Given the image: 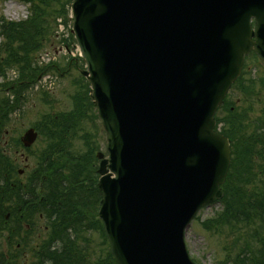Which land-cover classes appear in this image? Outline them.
Returning <instances> with one entry per match:
<instances>
[{"label": "water", "instance_id": "95a60500", "mask_svg": "<svg viewBox=\"0 0 264 264\" xmlns=\"http://www.w3.org/2000/svg\"><path fill=\"white\" fill-rule=\"evenodd\" d=\"M72 34L106 133L99 216L118 264H194L183 232L222 197L214 113L253 51L264 0H72ZM29 128L25 147L36 139Z\"/></svg>", "mask_w": 264, "mask_h": 264}, {"label": "trees", "instance_id": "16d2710c", "mask_svg": "<svg viewBox=\"0 0 264 264\" xmlns=\"http://www.w3.org/2000/svg\"><path fill=\"white\" fill-rule=\"evenodd\" d=\"M20 1L29 6L25 19H0V90L3 92L0 97V236L14 244L12 249L19 252L17 246L31 242L35 218L42 214L53 225L35 251L37 263L78 264L80 248L70 239L67 227L58 222L61 216L77 218L78 211L92 210L94 203L89 202L99 196L95 186L96 168L91 163L95 160L96 147L83 140L88 147L82 155L72 147L87 114L90 119H96L97 115L88 98V84L81 77L82 84L75 83L77 90L70 110L43 115L37 123L43 146L25 183L17 181L16 163L2 145L8 117L21 108L24 89L40 74L49 70L63 73L70 64L67 61L65 71L57 62L40 66L34 61V54L52 34L51 20L54 22L58 17L68 20L67 5L71 0ZM63 41L68 48L74 43L71 34ZM12 68H16L17 77L8 82L6 71ZM246 82L241 75L235 86L251 97L256 79L250 77L249 85ZM261 87L264 88V77ZM249 109L250 106L237 104L227 96L215 116L216 126L230 141L231 163L222 185L220 209L201 222L205 230L225 238L232 264H264V114L250 119ZM91 110L94 113L90 114ZM18 144L17 140L13 145ZM6 213H9L7 220ZM8 254L12 258V252ZM6 255L0 251V264H9ZM111 264H115L112 258Z\"/></svg>", "mask_w": 264, "mask_h": 264}, {"label": "rangeland", "instance_id": "374dc122", "mask_svg": "<svg viewBox=\"0 0 264 264\" xmlns=\"http://www.w3.org/2000/svg\"><path fill=\"white\" fill-rule=\"evenodd\" d=\"M68 7V5H67ZM69 11V7H68ZM29 14V6L20 0H0V19L4 21H19L25 19ZM61 18L62 24H67V20ZM71 22H68V24ZM52 34L49 35L47 40L43 42V46L34 54V61L40 66L49 63L50 60L56 61L62 70H66L67 61L71 65H68L67 71L59 75L54 70L44 72L47 78L42 79L41 88L31 85L24 89L22 106L19 110L10 114L8 117V122L6 124V136L4 138V148L5 152L12 158L14 163H16V169H20L22 174H18L17 181L25 183L26 176L35 168V163L37 155L40 152L43 141L40 137L35 141V143L30 147L29 151L23 150L18 145H13L28 129L29 127H36L37 123L43 115L59 114L61 112H67L72 107V97L77 90V81L81 82V75L79 70L85 68V63L78 59V55L75 49L65 52L63 49V43L61 37V32L64 30H56V19L52 22ZM62 27V26H61ZM66 28V27H65ZM66 36V35H65ZM2 38L0 37V44ZM74 59V60H73ZM77 59V60H75ZM75 64V65H74ZM65 67V68H64ZM244 72V73H243ZM58 74V76H57ZM241 75L243 80L247 81L250 77L252 79L258 80L259 77H264V67L260 64L259 60L248 55L243 63V68ZM57 76V77H56ZM6 77L12 82L15 77H17L16 68L6 71ZM16 79V78H15ZM45 80L47 82H45ZM36 82V81H35ZM34 82V83H35ZM43 87V89H42ZM248 88H251L248 86ZM251 97L247 96L248 93H241L236 89L235 84L228 91V95L237 104H242L250 106L249 117L250 119H257L264 113V88H260L258 82L253 85ZM13 89H11L12 91ZM15 90H18L16 88ZM9 92L8 89L4 91L5 95ZM3 92L0 90V97H2ZM245 99V103L242 102ZM92 111V112H91ZM94 113V110H91ZM96 113V112H95ZM92 120V121H90ZM81 127L82 130L77 131L76 137L72 141V147L74 150L78 151L79 155L85 152L88 147L87 144L83 143V140L89 141L93 147H96L95 152L102 151L105 153V132L98 118L90 119L89 113ZM85 132H88L86 135ZM84 134V135H83ZM83 135V136H82ZM82 136V137H81ZM91 163L96 168L97 160H92ZM91 164V165H92ZM220 208L218 203H211L208 206L203 207L198 211L194 219L191 221L190 225L187 227L184 235V240L186 244V249L189 257L195 261L196 264H232L228 256L227 242L224 237L216 233H211L205 230L201 221L212 217L214 212ZM80 212L78 215L79 220H74L72 217L69 220L64 221V216H61L58 224H64L67 227L69 237L71 240L74 239L75 242H80L86 236L89 238L90 249L94 250L95 243L101 241V237L97 233V230H90L88 233H82V229L75 233L74 230L70 232L72 226L78 225V221L83 222V218L86 222L91 221L92 213ZM56 216L53 218L55 219ZM45 222L43 219H39L36 223L34 233H32V240L27 246H18L19 252L14 249V244L11 245L10 242L6 241L5 237L0 236V251L4 253L12 252L13 257L9 259V264H35L36 254L35 250L41 244L42 239L48 236V232L45 230ZM82 226V224H79ZM86 226V224L84 225ZM89 226V224L87 225ZM37 228V229H36ZM100 249V247H99ZM95 253L98 254V248L95 249Z\"/></svg>", "mask_w": 264, "mask_h": 264}, {"label": "flooded vegetation", "instance_id": "af4514ba", "mask_svg": "<svg viewBox=\"0 0 264 264\" xmlns=\"http://www.w3.org/2000/svg\"><path fill=\"white\" fill-rule=\"evenodd\" d=\"M89 203H92V202H89ZM69 219L70 218H67V220H69ZM85 224H86V226H84ZM88 224H89V226H87ZM96 226H99V223H98V219L95 216L93 218L91 217V221L89 219L88 223L83 218L81 229L86 230L88 233L90 230H95ZM94 243H95L94 248L95 249L98 248V254L95 253V249L94 250L90 249L91 243L89 244V239H86L83 242L84 246L80 248V257L78 260V264H92L89 261H94L95 258L99 255V252H100L99 242L97 243L96 241H94Z\"/></svg>", "mask_w": 264, "mask_h": 264}]
</instances>
